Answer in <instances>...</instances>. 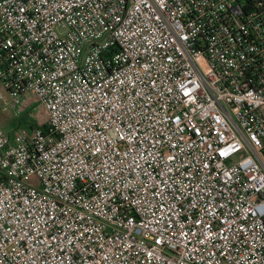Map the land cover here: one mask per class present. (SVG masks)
Instances as JSON below:
<instances>
[{"label":"built area","instance_id":"1","mask_svg":"<svg viewBox=\"0 0 264 264\" xmlns=\"http://www.w3.org/2000/svg\"><path fill=\"white\" fill-rule=\"evenodd\" d=\"M0 264H264V0H0Z\"/></svg>","mask_w":264,"mask_h":264},{"label":"rangeland","instance_id":"2","mask_svg":"<svg viewBox=\"0 0 264 264\" xmlns=\"http://www.w3.org/2000/svg\"><path fill=\"white\" fill-rule=\"evenodd\" d=\"M27 108L22 114H15V110H2L0 109V126L6 131L10 132L22 120L29 122L32 119L40 122L43 119V112L37 104V98L33 94H29ZM34 108V109H32ZM30 112V113H29ZM29 113V114H27Z\"/></svg>","mask_w":264,"mask_h":264},{"label":"trees","instance_id":"3","mask_svg":"<svg viewBox=\"0 0 264 264\" xmlns=\"http://www.w3.org/2000/svg\"><path fill=\"white\" fill-rule=\"evenodd\" d=\"M32 109H34V108H32ZM29 113H27V114H29ZM41 122H42V120L40 122H37L36 120H33V119L31 121H29V122H26V121L22 120L19 124L18 123L16 124V126H15V128L13 130H11L10 132H7V133L10 136H13L19 128L28 127L30 129H32L33 127L38 126L39 124H41Z\"/></svg>","mask_w":264,"mask_h":264}]
</instances>
